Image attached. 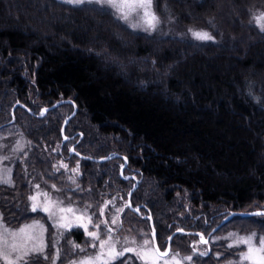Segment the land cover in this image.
Returning <instances> with one entry per match:
<instances>
[{"label":"trees","instance_id":"16d2710c","mask_svg":"<svg viewBox=\"0 0 264 264\" xmlns=\"http://www.w3.org/2000/svg\"><path fill=\"white\" fill-rule=\"evenodd\" d=\"M153 6L161 30L141 33L91 2L0 0V129L17 125L28 141L11 184L0 185L6 224L39 216L27 202L40 179L81 205L115 193L127 204L136 184L131 205L151 215L160 248L178 228L206 235L230 211L264 209V57L257 54L264 52V30L252 16L253 9L264 11V0H153ZM167 23L203 29L214 39L165 35ZM245 35L251 42L242 47ZM99 52L122 63L131 59L128 79ZM61 98L77 106L65 140L61 125L71 103L37 115ZM16 102L32 113L17 105L12 114ZM58 160L68 167L57 169ZM124 208L150 231L148 218ZM231 220L264 235V216ZM54 231L47 223L49 254ZM68 236L85 242L75 229ZM184 237L196 236L178 233L171 244L186 253ZM60 246L58 263L77 253L67 240ZM213 250L197 255V264H217L234 253L215 259ZM30 257L27 264L49 261Z\"/></svg>","mask_w":264,"mask_h":264},{"label":"rangeland","instance_id":"374dc122","mask_svg":"<svg viewBox=\"0 0 264 264\" xmlns=\"http://www.w3.org/2000/svg\"><path fill=\"white\" fill-rule=\"evenodd\" d=\"M61 1L66 2V0H61ZM85 2H88V3L91 2L100 7H106L110 9L111 11H113L115 16L118 19H120L116 11L108 7L107 5L97 3L95 2V0H85ZM259 12L261 11L257 9L252 10L253 20H254V16L257 15ZM20 14H23V12H21ZM230 15H231L230 19L232 20L237 17L233 13V11H231ZM120 20L129 29L136 31V32H141V33H146V32L150 33L157 29L161 30L160 29L161 23L163 22L162 19L159 17L160 23L156 26L154 30L152 29L145 30V26L143 25L141 21H139L138 18H130L128 21H125L123 19H120ZM137 23H139L141 26L136 27V28H133L131 26L132 24H137ZM97 26L99 25L96 23L94 27L96 28ZM81 27L84 28L85 27L84 24H81ZM190 29L193 31H201V30L205 31L203 29H198L195 27H180V26L175 27L167 23L164 27H162V33L165 35L169 34L173 36L189 38V39L196 40V41H205V40H199L195 38L192 35V31H190ZM30 30L35 31L32 28H30ZM250 42H251V39L247 35L241 36V38L239 39L240 46L242 47L246 46ZM82 49H87V47L83 46ZM257 54L263 55L264 57V52L262 53L260 52ZM99 55L102 56V61L104 62V64L108 62H113L116 70L124 74L125 77L128 79L129 69L127 68H129V65L131 64V61H132L131 59H128L126 63H124V61L122 63L117 60L116 61L112 60L109 56H107L106 54L102 52H99ZM180 56H182V52ZM135 84L137 85V83ZM39 113H40V110H39ZM18 130L20 129L18 128L17 125L7 126L5 128L0 129V177L10 176L11 178L12 173H13L12 172L13 165L15 161L17 160L18 156L21 154V151L25 152L24 149L26 145L28 144V141L23 136V134ZM18 145H20V147H18ZM61 163L62 162L58 160L57 164H55L56 168L57 167L61 168L60 166ZM77 165H78V161L75 162V165L72 167V169L76 168ZM70 181L72 182L71 179ZM3 184L4 183H0V185H3ZM5 184H11V183H5ZM37 185H39V188L36 187ZM53 185L54 184H45V182L41 179L39 182L38 181L34 182L32 184V192L28 194V202H27L28 206L27 207L29 211L34 212L32 211L33 202L30 199V197L37 196L38 202L43 204V203H46V200L42 194L47 193L48 200L52 202H59L58 204L54 205V211H56L55 218H49L48 213L38 210L35 212L38 213L39 216L25 218L19 224L11 226V225L6 224L3 221V219H1V216H0V239H7L9 242V245L11 244L13 240H15V242L18 245L17 251L13 252L10 246L5 248L2 244H0V248H3L4 251L8 253L10 260L17 261L18 256H23L25 253H27L26 261H28L31 258L30 256L36 257L38 255V257L46 256L48 258L49 261L48 263H45V264H72V262L74 261L78 262V261L86 259L87 257H93L99 252L98 242L96 240H93L91 237H89L88 232L98 231L100 233V239H107L108 237L105 235L107 228L114 229L111 235L113 237V241L117 242V250H120L123 247H130V248H135L139 251L140 250L139 246L143 245L144 241H148L147 249L149 250L154 249L151 238H150L149 231L144 226H142V224L139 223L137 219L131 213H128L125 210L124 206L126 204V201H123L122 199L120 200V197L117 196L118 193H115L114 195H112V197L109 196V198L105 197L101 201H98L97 199L96 201L98 202L87 201V202H83L81 205L75 200H72L69 194H66V195L61 194L58 191L59 189L56 186L52 187ZM108 201H114V202L111 204H108L107 207H105V203ZM93 207L95 211L92 210ZM59 208H65V209L72 208L73 209V212L63 213V215L67 217V220L73 224V227L69 229L56 227V222L61 216V213L58 211ZM118 208H122L123 211L117 212ZM101 209H103L102 215L100 214ZM77 217H82V220H77ZM89 217H91L92 223L88 222ZM113 217L118 218V223L116 225H113L111 223V220ZM231 219H229L227 222H225L223 225L219 227L221 228L223 226L221 230L217 231L219 229L218 228L217 230L214 231L215 233L213 232L210 234L208 238L209 242L207 244L199 243V239L197 235H195L196 237H184L185 241L187 242V244H189V247H190V251L186 253L185 251L174 249L171 244V250L169 252V256L167 257V261L160 260L157 262V264H176L177 261L179 262V264H197V261H196L197 255H200L199 253L201 252H205V251L208 252L210 251V248L212 250L213 247H214V250H213L212 257H215V259L223 256L224 252L225 254H228L230 250L234 252L233 255H230L224 260L217 261L218 262L217 264H230V262L231 264H250V262L240 260L241 254L247 251L245 245L241 244L238 247H232V248L228 247V245L233 244L238 238L246 237L251 233H257L258 236H264V235L261 234L260 232H257L254 229L241 230L240 224H242V221L241 220H231ZM102 221H108L107 228L103 223H101ZM47 223L52 224L55 230L54 236H53V250L54 251L51 254L46 253L47 242H48L47 241ZM85 224H87V229L83 227V225ZM93 224H100V228L99 229L94 228ZM26 226H32V227H26ZM21 228H25L26 231L24 233L19 232V229ZM74 229L81 232L85 240L84 243L83 241L80 243H77L72 237L68 236V234H70V231ZM12 233H16L15 237L11 235ZM229 234H233V235L230 236ZM191 235H194V234H191ZM204 236L206 235L204 234ZM29 237H34V238L30 239ZM64 240H67V242H69V244L72 245V250L77 253L73 255L72 257L67 258L65 262L58 263V260L61 258L60 244L62 245V242ZM133 240L135 241L134 244L131 243V241ZM221 242H225L224 245ZM41 244H43L42 251H33V248H39ZM93 244H96L97 246L93 247ZM74 245H78L79 247L78 248L74 247ZM215 246L222 247L224 251L220 249H215ZM164 247L161 249L164 250ZM57 250H59V257H57L56 255ZM173 256L176 257L175 260L172 259ZM189 256L192 257L191 260L183 259L184 257H189ZM121 258H126V261H132L133 259H136L138 260L139 264H145L144 261L136 258V255L134 252H126L125 255L123 257H120L118 260H121ZM116 261H113L112 264ZM126 261L123 264H129ZM23 262L24 261H17V264H20ZM0 264H6V261L4 260L2 255H0ZM147 264H152V261L149 260Z\"/></svg>","mask_w":264,"mask_h":264},{"label":"snow or ice","instance_id":"6c2138e0","mask_svg":"<svg viewBox=\"0 0 264 264\" xmlns=\"http://www.w3.org/2000/svg\"><path fill=\"white\" fill-rule=\"evenodd\" d=\"M67 3H75V4H81L84 3L85 0H66ZM97 3H101L104 5H107L108 7L114 9L116 13L118 14L120 19H123L125 21H128L130 18H138L139 21L143 23L145 26V30L152 29L154 30L156 26L160 23L159 17L157 16L156 12L153 8V0H95ZM255 23L261 28V30H264V11L259 12L257 15L254 16ZM133 28L141 26L139 23L132 24ZM192 31V35L199 39V40H213L214 37L206 31ZM67 139V138H66ZM20 147V145H18ZM72 151H75L73 149ZM63 168H67L68 165L61 163L60 165ZM73 172L79 171V165H77L76 168L72 169ZM0 183H11L10 176L8 177H0ZM39 188V185L36 186ZM52 187H55L53 185ZM45 197L46 203H39L37 196H31L30 199L32 200V211H38L41 210L43 212L48 213L49 218H55L56 217V211H54V205L58 204L59 202H52L48 200L47 193L42 194ZM114 201H108L105 203V207H107L108 204L113 203ZM126 207H131L130 204H126ZM58 211L61 213V216L56 222V227L58 228H64L69 229L73 227V224L67 220V217L63 215L65 212H73L72 208H59ZM123 211L122 208H118L117 212ZM135 211H139V209H135ZM101 215L103 214V209H101ZM255 215H261L264 216V212L256 213ZM77 220H82V217H77ZM88 222L92 223L91 217L88 218ZM38 223V222H37ZM106 228L108 221H102ZM111 223L113 225H116L118 223V218L113 217L111 220ZM26 227H32V226H26ZM85 229H87V224L83 225ZM93 227L96 229L100 228V224H93ZM26 231L25 228L19 229V232L24 233ZM114 231L112 228H107L105 235L108 237L107 239H100V233L98 231H90L88 232V236L91 237L93 240H96L98 242L99 246V252L93 256V257H87L84 260L81 261H74L72 264H112L113 261L118 260L120 257H123L126 252H134L136 255V258L142 260L147 264L149 260L152 261V264H157L160 260L167 261V257L169 256V250H165V252L161 253L159 249H153L149 250L147 249L148 241H144L143 245H140V250L138 251L135 248L130 247H123L120 250H117V242L113 241V237L111 233ZM180 231H183V229H180ZM13 237H15L16 233L11 234ZM200 235L199 243L207 244L209 241L204 238L202 234ZM232 236L233 234H229ZM30 239L34 237H29ZM131 243H135V241H131ZM0 244H2L5 248L11 247V250L13 252H16L18 249V245L13 240L11 244L9 245V242L7 239H0ZM245 245L247 251L243 252L240 256L241 261H247L250 262V264H264V236H258L257 233H251L246 237H240L238 238L233 244H229L228 247H238L239 245ZM96 244H93V247H96ZM74 247H79L78 245H74ZM43 250V244L39 248H33V251H42ZM200 255H207V251L199 253ZM0 255L3 256L4 260L6 261V264H17V261H24V264H27L26 256L27 253H25L23 256H18L17 261H13L9 259V255L7 252L4 251L3 248H0ZM57 257H59V250H57L56 253ZM173 260L176 259L175 256L172 257ZM185 260H191L192 257H184ZM123 264V262H122ZM176 264H179L177 261ZM231 264V262H230Z\"/></svg>","mask_w":264,"mask_h":264},{"label":"water","instance_id":"95a60500","mask_svg":"<svg viewBox=\"0 0 264 264\" xmlns=\"http://www.w3.org/2000/svg\"><path fill=\"white\" fill-rule=\"evenodd\" d=\"M65 103H71L73 105V110L70 114H68L63 122H62V125H61V134H62V137H63V140H65L67 137L64 135V128L66 126V124L68 123V121L75 115L76 113V110H77V106L75 104V102L69 98H61V99H58L56 100L55 102H53L52 104L48 105V106H44L40 109V113L37 114L39 116H43L46 114L47 111L61 105V104H65ZM17 105H20L21 107H24L27 109V107L23 104V103H20V102H16L12 109H11V113L13 114V110L15 108V106ZM29 110V109H27ZM30 113H32L30 110H29ZM14 118L11 119V121H13ZM73 148L71 147L70 149V153L74 152L72 151ZM77 156L81 157V158H87V159H91V160H96V161H104V160H107L110 156H105V157H99V158H93V157H87V156H83V155H80L78 153H76ZM118 154H114V156H117ZM123 172V168L120 169V174H122ZM136 188V184L133 185L128 194H127V204H130L131 205V200H130V197H131V193L134 191V189ZM136 215L142 217V218H148L149 219V226H150V231H149V234H150V238H151V241H152V245H153V248L154 249H159V251L161 253L165 252V250H171V239L172 237L177 234V233H188V234H195V235H198V234H202L204 236V234L202 232H197V231H189V230H183V231H180L181 228H178L176 230H174L167 238V243H166V246L164 248V250H162L158 243H157V238H156V231H155V227H154V224H153V221H152V218H151V215L149 214H145V215H142L140 213V210L139 211H135V209H137L138 207H133L131 205V207H129ZM139 209V208H138ZM261 212H264V209H255V210H250V211H230L226 216H224L222 218V220L216 225L214 226L211 231L206 235L204 236L205 239L208 240L209 236L211 233H213L215 230H217L221 225H223L225 222H227L229 219H231L233 216L235 215H239V216H242V217H249V216H254L256 213H261ZM199 236V240H200V235Z\"/></svg>","mask_w":264,"mask_h":264}]
</instances>
